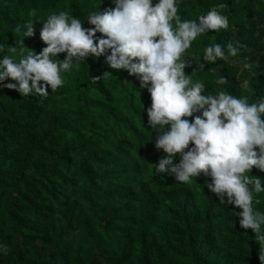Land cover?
<instances>
[{"label":"trees","instance_id":"16d2710c","mask_svg":"<svg viewBox=\"0 0 264 264\" xmlns=\"http://www.w3.org/2000/svg\"><path fill=\"white\" fill-rule=\"evenodd\" d=\"M0 264H264V0H0Z\"/></svg>","mask_w":264,"mask_h":264}]
</instances>
